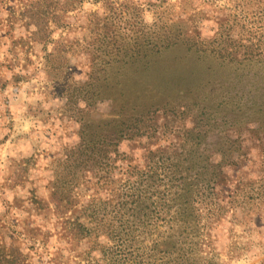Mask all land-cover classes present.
<instances>
[{
	"label": "rangeland",
	"instance_id": "1",
	"mask_svg": "<svg viewBox=\"0 0 264 264\" xmlns=\"http://www.w3.org/2000/svg\"><path fill=\"white\" fill-rule=\"evenodd\" d=\"M34 1L0 0V264H119L125 251L93 229V218L115 214L117 196L109 192L124 188L119 167L138 164L145 174L144 150L168 143L204 106L200 147L213 152L216 140L239 136L245 154L214 191L220 216L206 222L203 202H192L198 215L189 221L184 246L206 257L202 264H264V0H134L146 24L161 14L214 53L199 56L178 47L162 55L153 80L169 83L164 93L172 100L164 117L152 118L162 123L157 141L121 142L127 158L109 179L83 168L77 152L85 110L106 113L115 102L112 95H98L95 85L83 89L92 66L105 71L92 56L87 27L100 5L75 0L72 8L54 11L58 18L43 25L48 36L39 41L25 11ZM242 121L259 129L249 133ZM141 208V215L157 216L150 201ZM83 224L90 229L84 236Z\"/></svg>",
	"mask_w": 264,
	"mask_h": 264
},
{
	"label": "trees",
	"instance_id": "2",
	"mask_svg": "<svg viewBox=\"0 0 264 264\" xmlns=\"http://www.w3.org/2000/svg\"><path fill=\"white\" fill-rule=\"evenodd\" d=\"M74 1L32 2L25 11L29 20L37 26L31 31L33 36L39 41L45 40L48 32L43 25L49 19L58 18L54 11L70 9ZM91 1L100 5V10L91 12L88 19L92 56L94 54L93 57L102 60L101 69L105 71L100 73L101 70L92 66L83 89L95 85L99 89L98 95H112L115 102L111 111L106 113L96 109H91V112L85 110L83 134L81 130L77 152L83 154V168L88 165L94 167L97 173L103 172L105 179H109L108 174L116 168V163L127 158L126 153L119 150L121 142L135 138L157 141V128L162 123L152 118L164 117L166 107L172 100L170 94L164 93L169 83L165 85L153 80V76L160 73L156 69L162 55L178 47L199 56L208 51L214 53V49L199 44L179 27V23L175 25L176 21L170 22L161 14L154 16L152 23L146 24L139 13L141 7L134 0ZM247 57L252 59V55ZM152 71L154 73L148 77V72ZM141 73L145 76H140ZM189 91L181 90L179 93L185 95ZM86 93L89 94V90ZM85 98L89 97L83 93ZM206 109V106L196 108L189 116V124L183 122L182 131H175L173 135L176 136L168 143L144 150L142 164L148 168L145 174L138 172V164L127 163L125 167H119L125 178L122 182L124 188L113 186L109 192L117 196L113 206L115 214L112 217L93 218V229L125 251L119 264L206 262V257L196 254L198 252L193 249L189 251L192 247L190 244L184 246L183 242L191 227L189 221H194L198 215V212L197 215L192 213V202H203L201 204L209 213L205 216L206 222L211 216H220L221 206L214 203V191L228 182L227 169L241 164L245 154L239 136L216 140L218 148L213 152L200 147L204 144V124L200 116L204 115ZM232 117L235 123L240 120ZM252 123L244 122V130L257 132L259 127ZM156 178L160 183L155 182ZM161 186L163 188L159 190ZM51 194L57 207L60 198L54 191ZM152 196L155 200H151ZM145 199L157 210L156 217L139 213ZM113 202L112 199L109 204ZM76 225L80 226L79 223ZM194 228L196 226L192 224L191 231ZM89 233L90 229L83 224V236Z\"/></svg>",
	"mask_w": 264,
	"mask_h": 264
},
{
	"label": "clouds",
	"instance_id": "3",
	"mask_svg": "<svg viewBox=\"0 0 264 264\" xmlns=\"http://www.w3.org/2000/svg\"><path fill=\"white\" fill-rule=\"evenodd\" d=\"M83 106V105H82Z\"/></svg>",
	"mask_w": 264,
	"mask_h": 264
}]
</instances>
